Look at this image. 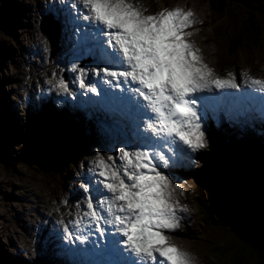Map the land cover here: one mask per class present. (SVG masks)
Here are the masks:
<instances>
[{
  "label": "snow or ice",
  "instance_id": "1",
  "mask_svg": "<svg viewBox=\"0 0 264 264\" xmlns=\"http://www.w3.org/2000/svg\"><path fill=\"white\" fill-rule=\"evenodd\" d=\"M59 3L65 26L78 30L74 46L96 65L76 71L71 63L75 82L115 117L102 129L109 154L96 151L87 162L82 211L68 222L76 232L62 229L72 242L65 250L89 257L80 264H195L165 235L179 228L178 213L188 211L176 200L172 169L205 148L209 119L220 121L247 101L264 105V78L241 72L237 82L236 74L220 77L204 63L186 31L191 10L145 14L140 0ZM55 87L73 95L63 78Z\"/></svg>",
  "mask_w": 264,
  "mask_h": 264
},
{
  "label": "rangeland",
  "instance_id": "2",
  "mask_svg": "<svg viewBox=\"0 0 264 264\" xmlns=\"http://www.w3.org/2000/svg\"><path fill=\"white\" fill-rule=\"evenodd\" d=\"M48 2L53 0H0V264H65L61 262V249L54 246V250H48L51 243L58 241L57 238L49 237L54 235L52 232L59 227L55 216L60 217L64 213L73 212L75 200L82 199L81 191L77 187L80 185L78 179L81 172H89L92 166L87 162L94 160L96 151L102 150L104 156L109 154L105 148L102 131L107 123L101 125L94 120L84 121L89 115L79 110L72 109L63 114L66 110L60 108L52 113L53 109L49 102L38 100L39 94H45L42 91L38 94L40 84L43 83L42 87L46 88L45 81H51L48 84L50 87L54 86L56 90L58 78L56 80L54 78L57 75L64 80L69 78L59 57L62 51L59 38L51 37L50 33L43 31L42 23L54 13L50 12L54 7L47 8ZM140 3L146 9L145 14L159 12L165 7L168 9L180 7L197 15L196 20L193 18L195 25L192 24L186 29L192 33L188 39L198 47L204 63L218 76L226 77L227 73L231 72L239 79V74L243 72L253 77H264L263 61L259 64L239 61V64L235 65L233 60L232 63L222 59L220 50L225 45L224 36L216 31L218 21L212 16L210 0H177L165 4L153 0H140ZM57 6L63 5L57 1ZM224 20L223 18L220 22ZM60 28L64 29L65 37V27L62 28L60 25ZM56 33L60 34L58 29ZM261 47L264 50V39ZM62 54L64 56V50ZM35 57L44 59V62L35 61ZM51 57L54 60L50 61ZM29 62L32 65H29ZM85 64L94 67L93 63L87 62H82L80 67H84ZM42 67H44L42 70L38 69ZM78 70L79 67L76 71ZM69 74L73 75L70 72ZM57 104L60 106V101H57ZM62 116L66 121L63 120L61 128L63 131L73 129L72 143L79 148L80 153L71 160L62 161L60 158L64 155L69 157L72 149L65 147L60 151L61 154L57 149L58 158L55 164L49 167H41L35 160H25L24 152L29 144L28 137L33 129V122L39 123ZM208 130L210 131V128ZM216 138L210 131L207 139L208 148L195 159L193 167L177 168L172 171L184 179L185 185L176 189V200L188 209L184 216L187 217L185 227L189 228L182 231L179 227L176 229L180 231L177 236L173 234L167 236L172 244L191 254L199 264H229L227 260L210 254V249L215 244L220 245L224 240V234L228 233L232 240L243 241L239 240L242 236L234 227L223 225L216 228L203 223L195 203L196 192L201 191L203 195L204 192L205 195L211 194L217 182L200 160L208 152L216 149ZM170 179L171 183L176 185L173 176ZM49 216L52 219L54 217L55 221L45 220ZM40 222L52 232L48 234L39 232L37 225ZM28 233L36 236L34 240ZM55 235L61 238L59 233ZM39 240L43 243L42 247L37 243ZM34 242L36 250L33 252Z\"/></svg>",
  "mask_w": 264,
  "mask_h": 264
},
{
  "label": "trees",
  "instance_id": "3",
  "mask_svg": "<svg viewBox=\"0 0 264 264\" xmlns=\"http://www.w3.org/2000/svg\"><path fill=\"white\" fill-rule=\"evenodd\" d=\"M210 8L218 21L216 31L224 36L225 45L220 50L223 60H233V64L264 61V0H256L250 8L229 0H210ZM65 147L69 143H64ZM70 147L66 157L73 159L78 150ZM259 147L252 140L240 143L234 170L222 161L219 151L205 158L206 167L213 165L224 176L211 194L204 192L197 198L199 216L210 227H234L242 236L239 240L243 239L232 240L226 233L220 245L210 249V254L229 264H264V152Z\"/></svg>",
  "mask_w": 264,
  "mask_h": 264
},
{
  "label": "bare ground",
  "instance_id": "4",
  "mask_svg": "<svg viewBox=\"0 0 264 264\" xmlns=\"http://www.w3.org/2000/svg\"><path fill=\"white\" fill-rule=\"evenodd\" d=\"M57 1H59V0H53V2H48V5H46L47 6V8H50V7H54L53 9H50V11L51 12H53V11H55L54 13H55V26H56V29H58V32L60 33V34H57L56 33V35H57V37L59 38V44H60V46H61V49H62V51H61V56L59 55V57H60V59L63 61V65L65 64V61L68 59L71 63H74L75 62V58H74V56H75V54L76 53H78L80 50L78 49V48H76L75 46H74V42L76 41V37L78 36V31L73 27V25L71 24V23H68L66 26H65V23H64V20H65V13H64V11H62V8H63V6L62 7H59V6H57ZM60 25H61V27L62 28H64L65 27V31H66V35H65V37H64V29H62L61 30V28H60ZM74 33H75V35H74ZM72 39V44H73V47L72 48H69L70 46H71V43H70V40ZM63 50H64V56H63V54H62V52H63ZM64 58H65V61H64ZM66 63H67V67L69 66L68 65V62L66 61ZM51 65H53V64H51ZM56 66V65H55ZM85 67H87V68H89V66H85ZM71 74H73L72 72H70ZM71 76V78H73L72 76L73 75H70ZM47 85V84H46ZM102 85V84H101ZM101 85H100V87H101ZM41 86H43V83L41 84ZM42 89H44L43 87H42ZM46 89V88H45ZM77 91V89L75 90V92ZM7 103V102H6ZM8 104V103H7ZM38 118V117H37ZM102 125V124H101ZM52 126H54L53 124H52ZM44 129H45V125H44V127H43ZM48 130H50V129H48ZM65 142H63L62 144H61V149H63V144H64ZM81 178H80V185L82 184V182H83V175L84 174H86V172H81ZM78 185V184H77ZM80 185L79 186H77L78 187V189L81 191V188H80ZM76 198V197H75ZM77 200H79V201H77ZM74 202V201H73ZM83 197H82V199H76L75 200V203H74V209L72 210L73 212H70L69 214H66V213H64V214H62V216H60V217H58V216H55V220H56V222H57V224L59 225V227L56 229V231L54 232V237L55 238H59V240H58V243L60 244L61 243V245L62 246H67V244H68V242L66 243L65 242V240H64V237H62L63 236V232H62V229H63V227H64V225L65 226H67V227H69L70 229H72V230H74V232H76V229L74 228V226L72 225V224H70V223H68L69 221H71V220H73V219H76L77 218V216H78V212L79 211H82V209H80L79 208V205L80 204H83ZM79 203V204H78ZM62 209H64V207H61ZM64 210H66V208L64 209ZM70 211V210H69ZM68 211V212H69ZM50 213H54V212H50ZM73 216H75V218H73ZM49 218V219H48ZM48 218H46L45 220H50L51 219V221L53 220V221H55L54 220V217H53V219H52V217H48ZM60 221H63L64 223L62 224V223H59ZM36 223V222H35ZM15 225V224H14ZM61 225V226H60ZM38 226V228H39V232H41L42 234H48V233H50V232H52L48 227H46V225H44V224H42V222H40V224H38L37 225ZM83 229L84 228V226H83V224H81L80 225V229ZM179 232L180 231H178V230H176V229H174V230H172V231H170L168 234H173V235H175V236H177L178 234H179ZM53 233V232H52ZM56 233H59V235L61 236V238L60 237H57L55 234ZM29 234V236H30V238L31 239H33L34 240V235H33V233H28ZM36 234V233H35ZM168 234H166V235H168ZM19 236V235H18ZM45 239V238H44ZM29 241V240H28ZM41 247H42V244L43 243H41V240H39L38 242H37ZM70 243V242H69ZM30 244V243H29ZM25 246H28V244H25ZM73 256V260H74V262H75V264H77V262H76V255H72Z\"/></svg>",
  "mask_w": 264,
  "mask_h": 264
},
{
  "label": "water",
  "instance_id": "5",
  "mask_svg": "<svg viewBox=\"0 0 264 264\" xmlns=\"http://www.w3.org/2000/svg\"><path fill=\"white\" fill-rule=\"evenodd\" d=\"M231 1L240 3L243 6L250 8L256 0ZM52 124L54 126H52ZM44 125L45 129L43 128ZM28 138L29 144L24 152L25 160H35L41 167H49L55 164L57 159L56 151H58L57 149L60 151V146L66 139L64 132L52 122H45L36 125L31 130Z\"/></svg>",
  "mask_w": 264,
  "mask_h": 264
}]
</instances>
